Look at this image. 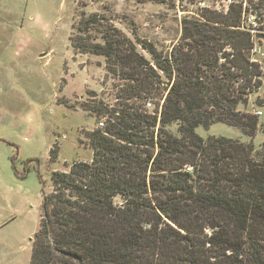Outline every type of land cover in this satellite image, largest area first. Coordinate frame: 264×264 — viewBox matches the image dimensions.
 <instances>
[{"label":"trees","instance_id":"trees-1","mask_svg":"<svg viewBox=\"0 0 264 264\" xmlns=\"http://www.w3.org/2000/svg\"><path fill=\"white\" fill-rule=\"evenodd\" d=\"M244 2L264 10V0H234L183 20L165 55L103 15L79 19L76 30L99 29L101 43L76 36L73 51L104 56L106 72L128 84L116 108L94 110L109 119L85 134L91 159L52 172L28 264H264V142L195 132L223 123L256 135L258 116L238 106L261 86L252 49L264 32L246 26ZM161 76L157 118L144 103Z\"/></svg>","mask_w":264,"mask_h":264},{"label":"rangeland","instance_id":"rangeland-1","mask_svg":"<svg viewBox=\"0 0 264 264\" xmlns=\"http://www.w3.org/2000/svg\"><path fill=\"white\" fill-rule=\"evenodd\" d=\"M244 3L246 26L252 33L264 32V10ZM227 6L228 0H0V264H28L29 239L38 228L42 192L51 190L52 172L91 159L85 134L109 119L94 110L116 108L128 84L106 72L104 56L73 51L70 39L76 36L101 43L99 29L76 30L79 19L103 15L133 43H151L165 55L178 43L183 20L201 19L206 10L222 13ZM254 41L259 50L252 57L261 65L262 83L238 109L261 111L255 138L223 123L196 127L200 137L252 141L255 148L264 142V106L259 105L264 102V41ZM166 82L161 76L159 92L144 103H151L146 110L157 118ZM166 128L177 135V123Z\"/></svg>","mask_w":264,"mask_h":264},{"label":"built area","instance_id":"built-area-1","mask_svg":"<svg viewBox=\"0 0 264 264\" xmlns=\"http://www.w3.org/2000/svg\"><path fill=\"white\" fill-rule=\"evenodd\" d=\"M232 1H234V0H228V4L231 3ZM238 1H241V0H238ZM243 4H245V3H243ZM257 50H259V49L257 47H254L252 49V52H256ZM144 107H145V109H148L149 107H151V103L150 102H146ZM254 113H255V115H260L261 112L259 110H257ZM98 128H100V129L103 128V123L102 122L98 123Z\"/></svg>","mask_w":264,"mask_h":264},{"label":"crops","instance_id":"crops-1","mask_svg":"<svg viewBox=\"0 0 264 264\" xmlns=\"http://www.w3.org/2000/svg\"><path fill=\"white\" fill-rule=\"evenodd\" d=\"M260 112H261V111H260ZM260 114H261V113H260ZM255 136H256V135H255ZM255 136H254V138H255ZM254 138H253V139H254ZM32 236H33V235H32ZM31 238H32V237H31ZM31 238H30V239H31ZM30 239H29V241H30Z\"/></svg>","mask_w":264,"mask_h":264}]
</instances>
